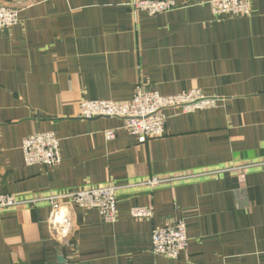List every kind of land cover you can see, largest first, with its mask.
Listing matches in <instances>:
<instances>
[{"label": "crops", "instance_id": "0c3cea01", "mask_svg": "<svg viewBox=\"0 0 264 264\" xmlns=\"http://www.w3.org/2000/svg\"><path fill=\"white\" fill-rule=\"evenodd\" d=\"M173 1L151 17L132 12L133 0H3L21 13L0 33V195L121 189L116 224L70 203L63 229L47 201L0 211V264H264V167L193 178L264 161V0H251L248 17ZM137 88L218 102L168 110L165 137L144 145L120 119L80 118L82 102L131 103ZM44 132L60 140L61 165H25L24 139ZM151 177L176 181L134 186ZM134 207L155 216L136 220ZM178 221L187 253L156 255L153 229Z\"/></svg>", "mask_w": 264, "mask_h": 264}, {"label": "built area", "instance_id": "2783aa9c", "mask_svg": "<svg viewBox=\"0 0 264 264\" xmlns=\"http://www.w3.org/2000/svg\"><path fill=\"white\" fill-rule=\"evenodd\" d=\"M212 14L235 15L248 17L251 15V0H207ZM131 10L135 14L143 13L149 16L162 15L163 13L174 11L178 8L173 0H133L130 4ZM21 9L5 4L0 0V33L8 28L19 26ZM218 100L204 94L203 91L189 90L182 94L172 96H162L152 89H136L131 103L117 102H82L80 104V118L83 120H95L96 118L120 119L124 128L136 137L139 145L147 144L150 140L164 138L167 127V111L177 110L181 113H196L201 110L214 109ZM108 141L114 140L117 133L107 131ZM22 151L25 165L58 167L61 165L60 140L53 132L36 133L28 136L22 143ZM254 167H264V161L238 167L237 169L220 170V172H205L195 175L193 178L204 176L220 175L223 172H247ZM242 176V175H241ZM243 177V176H242ZM186 178V177H185ZM185 178H182L185 179ZM173 179L162 180L151 177L149 181L137 183L134 186L156 188L166 185ZM120 187L99 186L96 189L87 188L79 192L63 194V196H50L43 200H21L15 195H0V211L20 209L30 204L39 202H49L51 204L50 217L52 223L57 228L69 226V216L63 211L75 206L78 209L96 210L109 224H116L118 221L117 192ZM132 218L136 220H151L154 218L152 208L134 207L131 210ZM152 236L153 252L166 259L178 260L187 253L189 239L187 226L184 222L178 221L175 224L163 228H154ZM65 264H76L73 260Z\"/></svg>", "mask_w": 264, "mask_h": 264}]
</instances>
